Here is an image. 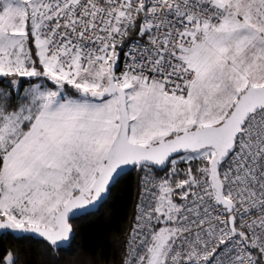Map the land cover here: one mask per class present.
Here are the masks:
<instances>
[{
    "label": "snow or ice",
    "instance_id": "obj_1",
    "mask_svg": "<svg viewBox=\"0 0 264 264\" xmlns=\"http://www.w3.org/2000/svg\"><path fill=\"white\" fill-rule=\"evenodd\" d=\"M0 264H264V0H0Z\"/></svg>",
    "mask_w": 264,
    "mask_h": 264
},
{
    "label": "trees",
    "instance_id": "obj_2",
    "mask_svg": "<svg viewBox=\"0 0 264 264\" xmlns=\"http://www.w3.org/2000/svg\"><path fill=\"white\" fill-rule=\"evenodd\" d=\"M114 207L112 211L115 215L111 218L102 217L99 221L95 224L85 226L84 228V242L90 243L92 239L98 233H103L108 231L110 228L114 227L115 224L118 222V218L122 212V200L118 196L116 200L113 201Z\"/></svg>",
    "mask_w": 264,
    "mask_h": 264
}]
</instances>
